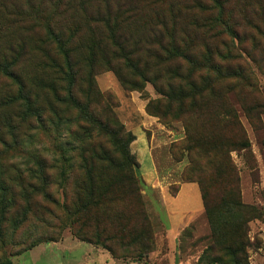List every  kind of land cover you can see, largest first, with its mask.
Listing matches in <instances>:
<instances>
[{
    "label": "trees",
    "instance_id": "1",
    "mask_svg": "<svg viewBox=\"0 0 264 264\" xmlns=\"http://www.w3.org/2000/svg\"><path fill=\"white\" fill-rule=\"evenodd\" d=\"M32 1L20 10L30 5L46 23L36 40L50 49L25 60L30 40L0 50V73L9 80L0 82L8 87L0 91V243L22 254L59 241L38 233L45 226L101 245L122 263L146 262L154 251L147 186L130 151L135 136L96 86L101 54L124 86H154L160 100L147 104L150 114L185 124L184 150L196 172L190 181L198 183L211 231L200 259L251 264L248 223L259 213L242 199L232 156L250 146L234 101L252 123L261 121L264 0ZM38 129L63 140L53 134L52 152L33 148ZM22 226L25 238L16 240Z\"/></svg>",
    "mask_w": 264,
    "mask_h": 264
},
{
    "label": "rangeland",
    "instance_id": "2",
    "mask_svg": "<svg viewBox=\"0 0 264 264\" xmlns=\"http://www.w3.org/2000/svg\"><path fill=\"white\" fill-rule=\"evenodd\" d=\"M42 1L33 0L32 3L39 4ZM25 2L0 0V50L6 52L11 44H24L30 40L19 60H25L28 56L41 58L45 48H49L44 42H38L41 40H36L46 35V23L38 21L40 17L30 5L20 10ZM66 24H73V21L68 19ZM86 29L85 26L81 27L79 33H87ZM86 71L87 66L84 74ZM256 71L264 90V64L261 68L256 67ZM94 74L96 86L103 94L102 100L110 103L119 120L135 136L130 151L138 162L137 173L147 186L143 191L144 200L154 228L156 246L148 254L146 262L135 264H217L211 262L208 256L200 259L210 242L211 231L198 183L190 181L195 178L196 172L184 150L186 129L183 120L168 118L166 122L150 114L147 104L151 101L156 105L160 100L154 86L151 83H146L142 89L124 86L116 73L104 63L101 54L94 62ZM3 76L0 73L1 84L9 83V80L2 79ZM6 89L8 87L3 85L0 91ZM234 102L250 146L233 152L232 156L240 177L242 199L256 207L259 213L248 223L249 238L253 242L249 259L251 264H264V113L261 114V121L255 119L257 123H252L238 100ZM70 126L76 128L74 122ZM63 128L62 135L69 139L67 127ZM34 132L36 135L29 145L44 152H52L53 134L60 142L63 140L55 130L38 129ZM178 229L181 232L175 238L173 233ZM20 230L16 240L25 238L22 235L27 232V228L22 226ZM38 233L59 235V241L41 243L22 254H16L18 245L0 243V260L10 258L14 264L111 263H105L101 259L102 255L97 257L93 251L89 252L91 245L74 238L68 230L62 232L41 226ZM38 233L33 232L26 237L30 239ZM95 246L106 250L101 245Z\"/></svg>",
    "mask_w": 264,
    "mask_h": 264
},
{
    "label": "crops",
    "instance_id": "3",
    "mask_svg": "<svg viewBox=\"0 0 264 264\" xmlns=\"http://www.w3.org/2000/svg\"><path fill=\"white\" fill-rule=\"evenodd\" d=\"M180 232H181L180 229H178L177 231H174V233H173L174 237L175 238L178 237ZM90 245L91 246H90L88 251L89 252L93 251L95 254H97V257H100L102 255L103 258L101 257V259L103 261H105V263L111 262V263H116V264H127V263H122V262L116 261L107 250H103L101 248H98L97 246H95L93 244H90ZM131 264H135V262H132Z\"/></svg>",
    "mask_w": 264,
    "mask_h": 264
}]
</instances>
